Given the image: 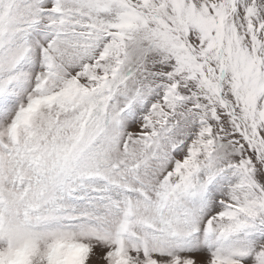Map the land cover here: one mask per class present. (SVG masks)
<instances>
[{"label":"snow or ice","instance_id":"snow-or-ice-1","mask_svg":"<svg viewBox=\"0 0 264 264\" xmlns=\"http://www.w3.org/2000/svg\"><path fill=\"white\" fill-rule=\"evenodd\" d=\"M0 264H264V0H0Z\"/></svg>","mask_w":264,"mask_h":264}]
</instances>
